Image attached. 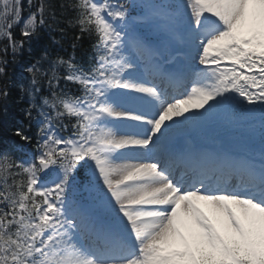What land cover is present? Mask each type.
<instances>
[{
    "label": "snow or ice",
    "instance_id": "1",
    "mask_svg": "<svg viewBox=\"0 0 264 264\" xmlns=\"http://www.w3.org/2000/svg\"><path fill=\"white\" fill-rule=\"evenodd\" d=\"M25 54L0 264H264V0H0L5 114Z\"/></svg>",
    "mask_w": 264,
    "mask_h": 264
},
{
    "label": "trees",
    "instance_id": "2",
    "mask_svg": "<svg viewBox=\"0 0 264 264\" xmlns=\"http://www.w3.org/2000/svg\"><path fill=\"white\" fill-rule=\"evenodd\" d=\"M27 14V13H25ZM66 27V25H62ZM19 29H16V34L18 35ZM77 34V29L67 28L66 34L61 38L59 33L53 32L50 35L47 33L43 34L42 42L33 43V55L38 56L42 51L43 47H48L53 53H59L60 55L67 56L71 55L73 49L71 47L74 37ZM53 37L60 41L59 44L52 43ZM90 49V41L87 37L83 39L79 47L76 49L77 59L86 60V53ZM29 60L27 54L21 59L19 64L10 65L9 74L12 78V88L11 96L7 102V113L5 114L2 111V106H0V143H6L9 139L16 140L17 143H20L17 137H13L10 129H13L20 124L26 123L23 115V103H18L19 93L15 85L20 81L21 76L27 75L23 71L22 65L26 64Z\"/></svg>",
    "mask_w": 264,
    "mask_h": 264
},
{
    "label": "rangeland",
    "instance_id": "3",
    "mask_svg": "<svg viewBox=\"0 0 264 264\" xmlns=\"http://www.w3.org/2000/svg\"><path fill=\"white\" fill-rule=\"evenodd\" d=\"M221 129H224L225 130V129H228V128H221Z\"/></svg>",
    "mask_w": 264,
    "mask_h": 264
}]
</instances>
